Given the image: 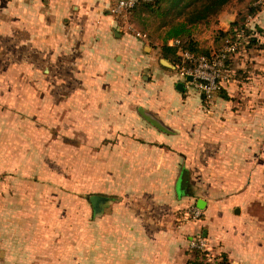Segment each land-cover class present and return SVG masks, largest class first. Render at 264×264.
I'll use <instances>...</instances> for the list:
<instances>
[{"label":"crops","instance_id":"crops-1","mask_svg":"<svg viewBox=\"0 0 264 264\" xmlns=\"http://www.w3.org/2000/svg\"><path fill=\"white\" fill-rule=\"evenodd\" d=\"M111 6L0 0V33L8 26L12 33L0 38L18 37L25 19L26 42L42 43V59H55L49 65L65 92L57 101L25 99L18 84L0 81V264H185L197 223L183 214L199 201L204 234L219 255L229 264H264V227L251 207L264 163L257 149L233 141L264 120V99L235 101L237 110L216 99L206 114L169 61L156 66L141 39L116 29ZM257 34L264 39V23ZM251 86L253 95L264 91V83ZM248 102L254 109L245 113ZM68 190L80 205L85 195L110 200L101 214L91 205V214H69L61 206Z\"/></svg>","mask_w":264,"mask_h":264},{"label":"rangeland","instance_id":"rangeland-1","mask_svg":"<svg viewBox=\"0 0 264 264\" xmlns=\"http://www.w3.org/2000/svg\"><path fill=\"white\" fill-rule=\"evenodd\" d=\"M115 1L116 0H112V5L115 3ZM248 2H250V0H231L225 7H223L221 11L209 17L206 22L193 23L191 29V36L197 42L198 47L204 50H208L209 54H213L218 52L223 46H225L226 42L228 41L226 37L233 36L232 33L227 34V31H229L230 29H232V31H235L237 28V26L231 28V23L240 16L244 17L242 23L244 24L245 28L250 30V32L246 35L243 34L240 38L238 50L230 57L232 62L231 66L233 68L230 71L232 72V75H228L227 80L223 82L228 84L225 90L226 93L229 92L228 89H230L229 87H231L230 93L232 94V97L228 96V100L230 99L232 103V105H230L231 107L233 106L232 110L238 109V107L235 106V101L240 100L241 102H244L245 100H247V98L258 100L264 99V91L259 90L258 94L253 95L252 89L249 90L250 87L252 88L251 85H256L259 87L261 83H264V39L260 38L257 34V29L261 28L262 24L264 23V12L263 14L255 18L254 15L252 16L250 14H247V10L249 7ZM258 2H261V8L259 11H261L262 9L264 10V0H257L252 4L254 5ZM258 12L256 14H258ZM170 15L171 13L164 15L160 14V12L158 11H153V13L145 11L138 15L135 10H132L125 19H115L114 16L112 17L115 20L116 29H119L121 33L133 38L141 39V46H147L152 55L155 54L153 57V62L155 61L154 64L158 66V59L162 57L160 54V45L163 42V38L169 28V25L174 21L182 20L184 17V13L176 15L175 17H172ZM6 23L9 25L10 21L8 20V22ZM25 23L26 20L20 18L18 37L12 38L10 36L12 35V33L10 32L9 26L7 28H4L3 32L0 33L10 34L7 36H1L0 38L1 83L18 84L20 94H22L25 99L32 98L35 100H46L49 97L54 101L64 99L65 92L60 91V75H58L56 73L57 71H54L53 67L49 65L50 62H55V59H53L52 61H49L48 58L45 60L42 59V43L37 42L34 45H30L26 42L27 32ZM137 32H139L140 34H144L145 38H139L136 35ZM250 37H254V41H251ZM44 48L45 51H49L47 46H44ZM37 50L40 53H38ZM170 63L172 64L178 75L180 68L183 67L184 69H187L190 67L189 63L186 62L185 59L181 56L179 63ZM240 81H244L245 83H247L248 87L246 90H243L244 88H241V91L238 89L237 85H241ZM191 89L195 90L193 88ZM4 95H2L1 97L3 98ZM215 98L220 99L221 97L216 96ZM214 102L215 100L212 102V104L208 103L209 105L202 102L204 107L203 111L206 114L211 115L214 113ZM40 106H42L41 103ZM240 107V109L245 113L251 112V109H254V107L251 106L250 103H245ZM255 108L258 109V112H260L262 109L259 106ZM18 109L25 110V108ZM36 109L40 111V114L42 113L41 107H38ZM58 110L59 107L57 105L51 106L52 115L58 116ZM255 126H253L250 130H247L245 133H240L239 135H237L233 141L237 146H243V148L252 146L253 149H257L258 161L260 163H264V120L258 124H255ZM226 157L227 161L230 162V156L228 155ZM231 157L235 159L236 156ZM234 162L236 164L238 163L237 160ZM256 184H258L257 187L260 197L257 200V203L251 205L252 211L253 213H255L253 214L255 216L253 220L256 221L259 226L264 227V169L259 170L258 180L256 181ZM235 189L236 188L229 187L227 188V192L231 193L230 191H233ZM67 193L68 199L66 203L61 204V206H64L69 214H91L88 195L84 196L83 203L82 205H80L78 202L76 203L73 199H70L69 195L72 193L70 190H68ZM233 215L234 214H227V221H232L234 219ZM203 217L204 213H202L198 220L193 221L190 219L187 220L186 215L183 214V221L185 223H197V225L194 226L195 232L193 233V237L204 238L206 244L205 246L206 248H209L205 251V256L200 255V257L206 258L208 261L217 264L220 262V250L216 248V246L210 245V241L207 240L206 233L204 234V228H206L207 225H203L205 223L200 222Z\"/></svg>","mask_w":264,"mask_h":264},{"label":"trees","instance_id":"trees-1","mask_svg":"<svg viewBox=\"0 0 264 264\" xmlns=\"http://www.w3.org/2000/svg\"><path fill=\"white\" fill-rule=\"evenodd\" d=\"M230 1L231 0H156L155 2H138L133 8V11L135 10L138 15L145 11L152 13L153 11L155 12L158 11L160 12V14H164V15L171 13L170 16L172 17L184 13V17L182 20L174 21L169 25V28L166 31L165 36L163 38V42L160 45V53L162 58L174 64H177L180 62V55L178 53L179 50H187L197 55L199 54H203L206 56L210 55L208 50L199 48L197 42L192 38L191 29L193 23L206 22L209 17L221 11L223 7H225ZM256 1L257 0H250V2H248L249 7L247 10V14L253 16L260 10L261 2L255 3L254 5L252 4L253 2ZM243 19L244 17L240 16L234 22L231 23V28L234 26H237V28L235 30L236 32L232 31V29L227 31V34L230 33L233 34L232 37H226V39H228L227 42H229L230 40L233 41L236 38L237 32L241 31L242 35L249 34L250 30L244 27V24L242 23ZM171 39L178 40V44L170 45L169 40ZM239 40L240 38H238V41ZM250 40L254 41V37H250ZM237 50L238 48L236 49V51ZM235 52L230 53L225 60V72L227 76L232 75V72L230 71L233 68L231 66L232 62L230 57ZM216 96L224 99L228 98V95L225 92L223 85L217 89L215 97ZM215 97L212 100V102L216 100ZM89 196L90 195H88V199ZM189 253L191 257L186 261L185 264H215L211 261H208L206 258L200 257V255L205 256L206 253L205 251L194 248V249H190ZM217 264H229V262L225 256L221 255L220 262Z\"/></svg>","mask_w":264,"mask_h":264},{"label":"built area","instance_id":"built-area-1","mask_svg":"<svg viewBox=\"0 0 264 264\" xmlns=\"http://www.w3.org/2000/svg\"><path fill=\"white\" fill-rule=\"evenodd\" d=\"M156 0H116L115 3L109 8V12L115 19H125L129 13L133 10L138 2H155ZM139 38H145L144 34L136 33ZM242 37V33H236V39L226 42L218 52L210 54L209 56L203 54H194L187 50H179L178 53L181 57L189 63V68L179 69V76L185 79L190 85L193 86L202 96L203 101L206 104H212V100L215 97L217 89L223 85V82L227 80V74L225 72V60L230 53L236 51L239 45L238 38ZM169 44H178V40H169ZM191 76L192 80L187 81L186 76ZM208 104V105H209ZM202 208L190 202L186 206V219L198 220L202 215ZM205 239L202 237H196L190 239L189 248L199 249L206 251Z\"/></svg>","mask_w":264,"mask_h":264},{"label":"water","instance_id":"water-1","mask_svg":"<svg viewBox=\"0 0 264 264\" xmlns=\"http://www.w3.org/2000/svg\"><path fill=\"white\" fill-rule=\"evenodd\" d=\"M186 80L191 81L192 77L190 75L186 76ZM176 88L182 91L184 89L182 82H178L176 84ZM147 118L151 124H153L156 127L162 128V126L158 122H156L154 119L150 117H147ZM187 178H188L187 171L183 169L181 171V176H180L179 186H178L180 191H183L185 189ZM88 200L92 207L93 214H101L103 209L108 205L110 197L99 195V194H92L89 196ZM198 206H201V201L198 202Z\"/></svg>","mask_w":264,"mask_h":264}]
</instances>
